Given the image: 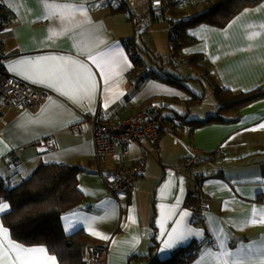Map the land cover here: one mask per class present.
Here are the masks:
<instances>
[{
    "label": "crops",
    "instance_id": "crops-1",
    "mask_svg": "<svg viewBox=\"0 0 264 264\" xmlns=\"http://www.w3.org/2000/svg\"><path fill=\"white\" fill-rule=\"evenodd\" d=\"M120 4L124 5L120 0H0L10 16L0 28L1 66L9 75L49 91L34 112H6L7 125L0 126V185L7 189L17 186L41 164L79 166L78 187L83 200L62 216V226L66 234L84 230L92 246L105 244L106 264H180L170 260L171 256L193 242H201L202 248L184 264H264V223L260 222L264 219V97L238 111L223 113L221 121L205 122L217 108L212 82L233 92L264 88V0L242 9L223 28L199 24L188 29L195 42L184 47L181 54H202L208 74L186 78L187 90L154 79L147 66L142 79L129 78L133 65L122 40L134 36L138 42L145 36L147 16L154 19L158 7L157 0H127L126 10ZM64 5L86 11H69ZM200 6L195 10H202ZM136 8L146 10L140 15L145 17L141 35L129 30L130 16H138ZM180 10L184 15L190 13L186 6ZM155 29L159 36H166L164 26H152L149 31L155 33ZM117 49L122 53L119 65L109 62ZM89 56L98 57L100 66ZM37 57L65 58L67 63L48 62L63 66L58 71L67 81L65 90L77 86V75L80 84L90 77L96 85L91 101L73 103L59 92L9 71L15 62ZM80 63L86 69H80ZM103 76L108 77L107 83ZM191 79L200 80L201 87L195 92L186 83ZM188 90L199 100L189 103ZM145 102L159 103L167 110L157 115L163 130L157 142L142 139L140 144L131 145L123 158L99 160L92 127L81 116L104 114L116 122L133 115ZM172 116L174 121L168 120ZM192 120L195 125L187 124ZM73 124H78L77 133L69 130ZM217 148L220 156L211 157ZM13 150L19 160L16 172L5 166V158ZM196 150L202 155L194 171L205 177L201 193L208 203L201 215L184 207L187 185L173 171ZM138 161L144 168L133 191L115 195L112 179L104 171ZM184 212L190 215L181 220ZM185 228L196 234L166 249L164 241L169 232ZM9 239L16 243L10 235ZM210 241L214 246L208 245ZM27 248H44L47 257H55L43 246ZM39 259L53 264L43 256ZM55 264H59L56 257Z\"/></svg>",
    "mask_w": 264,
    "mask_h": 264
},
{
    "label": "trees",
    "instance_id": "trees-1",
    "mask_svg": "<svg viewBox=\"0 0 264 264\" xmlns=\"http://www.w3.org/2000/svg\"><path fill=\"white\" fill-rule=\"evenodd\" d=\"M159 1V0H158ZM263 0H201L196 3L191 0H168V17H161L162 9L158 6L157 16L151 22H168V40L172 46L173 57L185 59L187 65L184 66L195 74H208L205 66V59L202 54L185 55L181 50L195 42L187 31L199 24L223 28L225 27L242 9L253 7ZM127 5L126 2L123 3ZM201 5L202 10H195ZM186 6L187 15L183 14L180 7ZM126 10V9H123ZM153 12V11H152ZM135 15L130 16L132 18ZM141 19V27L136 28L138 32L143 30L145 17L137 16ZM177 18V19H176ZM10 19L8 13L0 5V28ZM175 25L170 26L171 21ZM143 32H140L141 35ZM124 48L131 60L132 70L129 78L136 79L142 76L144 66L143 54L146 52L135 37L122 40ZM171 57V62L173 60ZM175 61V60H173ZM180 64L179 61H175ZM175 65V64H174ZM154 79L187 90L185 85L186 78L165 73L159 75L152 71L149 73ZM189 79V78H188ZM198 79V78H195ZM212 94L217 103L216 113L208 115L205 122L221 121L222 114L227 111H238L247 104H250L264 97V88H258L247 92H233L223 87L211 83ZM188 92L191 95L189 103H195L200 97ZM159 116V115H158ZM156 116V120L158 119ZM176 118H178L176 116ZM168 120L174 121V116ZM165 121H163L164 123ZM189 125H195V120L188 121ZM160 134L163 133L161 127ZM81 168L68 163H51L39 165L32 174L17 186L7 189L0 185V199L5 201L9 208L0 216L1 223L8 230L13 241L25 247L43 246L48 253L54 255L59 264H88L86 255L92 247L90 236L82 229H78L71 234H66L61 218L64 214L73 211L83 200L82 192L78 187V177ZM196 253L192 248L178 250L170 260H175L180 264L191 261ZM165 263V262H164ZM160 263V264H164ZM153 264H157L154 263Z\"/></svg>",
    "mask_w": 264,
    "mask_h": 264
},
{
    "label": "built area",
    "instance_id": "built-area-1",
    "mask_svg": "<svg viewBox=\"0 0 264 264\" xmlns=\"http://www.w3.org/2000/svg\"><path fill=\"white\" fill-rule=\"evenodd\" d=\"M122 3L127 0H120ZM158 6L161 7V17H168L169 5L168 0H159ZM141 19L137 16L132 18V24L136 28L141 27ZM175 25V21L170 22V26ZM0 36V47L2 46ZM182 66H186L185 59H179ZM49 91L41 86H36L27 81L9 75L0 63V124L6 125L5 114L7 111L14 110L34 111L39 108ZM162 107L159 103L148 102L139 107V109L124 120L113 122L109 116L104 114L93 116L83 114L81 119L92 127L93 144L95 147L96 157L101 161L115 160L118 157H125L129 153L131 145L140 144L142 139H148L151 142H157L160 129L156 116L160 113ZM172 125L174 123H171ZM69 130L77 133L78 124L69 126ZM2 135V132H0ZM145 156L149 152L145 150ZM202 155L201 151L196 150V154L187 156L181 164L173 167V171L185 179L187 188L184 200V207L193 214L201 215L208 208V203L201 193V186L205 180L202 173L197 172L196 160ZM220 155V149H215L211 157L216 158ZM18 158L15 151H10L5 158V166L9 167L17 162ZM144 164L141 161L134 165L123 168H111L104 171L103 174L111 177V191L118 195L120 193L131 192L134 189L136 180L143 172ZM210 246L214 243L210 241ZM195 253L202 248L201 242H195L190 246ZM105 244L92 246L88 252V264H106Z\"/></svg>",
    "mask_w": 264,
    "mask_h": 264
},
{
    "label": "snow or ice",
    "instance_id": "snow-or-ice-1",
    "mask_svg": "<svg viewBox=\"0 0 264 264\" xmlns=\"http://www.w3.org/2000/svg\"><path fill=\"white\" fill-rule=\"evenodd\" d=\"M64 7L69 11H77L80 13L86 11L83 7L75 9H73L71 5H64ZM120 57H122V53L117 49L109 57V62L119 65ZM89 59L100 66L98 57L89 56ZM55 61H64L67 63L63 57H37L34 60H20L15 62V64L9 66V71L21 76L23 79L29 80L32 83L45 85L59 92L61 95H64L73 103H81L84 100L91 101L95 94L96 85L90 82V77H85V83L80 84V76L77 75V86L72 90H65L67 81L64 77H62L60 71H58L62 69L63 66L48 63ZM71 63L77 64L76 61H71ZM79 68L84 70L86 69V65L80 63ZM101 71L103 75V68H101ZM103 78L105 83H107L108 77L103 76ZM105 91H107V88H105ZM41 150L43 151V149ZM8 208L9 205L7 203L0 201V216H2ZM189 215L190 213L184 212L181 216V220ZM255 222L256 221L254 219L253 223ZM260 222L264 223V219ZM66 231H68V229H66ZM195 234L196 233H194L191 228H185L179 231L177 229H172L169 232L167 239L164 241V246L166 249H171L178 243L183 242ZM219 247L221 249L224 248L222 242ZM225 255H230V253L225 251ZM42 256L46 259H51L53 264H55V257H47L46 250L44 248H27L20 244L11 242L8 230L4 229L2 225H0V264H44V262L39 259Z\"/></svg>",
    "mask_w": 264,
    "mask_h": 264
},
{
    "label": "rangeland",
    "instance_id": "rangeland-1",
    "mask_svg": "<svg viewBox=\"0 0 264 264\" xmlns=\"http://www.w3.org/2000/svg\"><path fill=\"white\" fill-rule=\"evenodd\" d=\"M120 6L123 9H126V5L120 4ZM135 12L138 16H140V15L144 14L146 12V10H144L142 12L141 9L136 8ZM147 19H148V21L146 24V30L148 29V33L145 36L142 35L141 37H139L138 42H139V45L146 51L145 53L141 52V54H143V60L146 64V66L149 68V71H155L157 73L164 72V73H168L171 75L178 73L177 75H179L180 77H183V78L195 77V73L192 72L191 70H189L188 68L182 66L181 64L180 65L179 64L174 65L173 60L179 61V58H174L173 54H172L173 50L171 51L172 46L169 44L168 33H167L168 22L167 21H156L153 23V22H151L150 16H147ZM161 25L164 26V31H165V35H166L165 37H163V35H162V37L159 36V34H161V33L159 31H156V29H155V33H152L153 29L149 31V29L152 26L157 27V26H161ZM129 27H130L129 28L130 33L135 32V30H136L135 24H132V25L129 24ZM151 40H153V42L149 43V41H151ZM171 57H173V60L171 62H169V60H171ZM199 82H200V80L195 82V80H192V79L186 81L187 86L191 90H193L194 92H195V89H200L201 86H200ZM37 109H39V108H37ZM37 109H35L34 111H36ZM181 109L182 108H180V111H181ZM172 110L176 111L177 108L176 109L172 108ZM34 111H29V112H34ZM162 112L166 113L167 110L163 109ZM6 125H7V120H6ZM6 125L3 126L0 124L1 127H5ZM218 157H216V158H218ZM18 163H19V160H17V162L14 165L9 166L13 172H16L20 169L19 167H17ZM6 168H7V166H6ZM12 177L14 179V174L12 175ZM194 243L195 242H193L192 244H194Z\"/></svg>",
    "mask_w": 264,
    "mask_h": 264
}]
</instances>
